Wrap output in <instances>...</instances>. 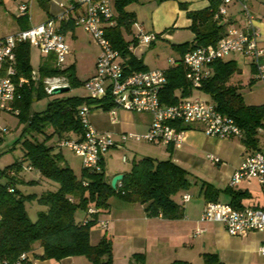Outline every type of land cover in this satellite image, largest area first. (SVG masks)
<instances>
[{
	"label": "trees",
	"instance_id": "1",
	"mask_svg": "<svg viewBox=\"0 0 264 264\" xmlns=\"http://www.w3.org/2000/svg\"><path fill=\"white\" fill-rule=\"evenodd\" d=\"M135 1L113 0L117 25L107 31L114 50L124 60L127 73L147 71L143 63L128 51L130 43L125 41L122 33L123 28L126 33H130L135 23L134 15L125 11ZM207 1V8L187 13L191 22L189 29L194 34L193 41L172 47L179 59L174 67L165 71L167 81L160 93V101L166 105L177 102L179 96L176 91L180 92V97L191 95V86L181 63L183 55L199 46L214 45L226 34L225 24L214 19L222 0ZM66 28L62 27V33ZM15 55L19 73L29 77L33 70L29 44L17 45ZM44 58L37 69V81L23 88L20 91L21 99L15 103L20 111L18 118L23 124L21 135L16 141L22 147V159L0 169V264H33L30 255L40 261L60 262L82 256L91 264H112L111 240L103 237L96 245L90 242V230L98 225V215L108 210L109 200L117 197L124 202L139 203L150 218L179 219L183 216V205L175 197L191 186L189 173L171 160L143 157L133 162L130 170L123 174L120 186L117 183L116 189L105 179L103 162L100 172H89L82 168L79 176L74 174L63 163L62 155L54 151L57 142L61 138L81 136L78 112L82 106L108 112L113 104L109 96L104 99L56 97L47 104L45 110L31 114L33 100L49 95L45 89L47 79L67 74V84L69 87L73 84V74L69 68L58 69L53 55ZM238 72L233 60L217 61L212 65V76L203 81L200 91L209 97L221 114L235 121L243 133L241 141L244 146L257 150L259 130L264 128V104L246 105L240 87L228 84ZM54 137L56 140H53ZM23 171H36L39 174V181L27 185L48 182V188L39 194L22 193L17 185H23L19 180ZM224 192L231 196L229 204L233 208H244L239 202L243 193L230 188ZM204 195L207 202H218L208 184L205 185ZM33 201L45 208L37 213L34 222L30 220L25 207L27 202ZM90 209L97 212L90 214ZM77 211L84 213L82 219L75 217ZM36 248L42 250L40 255L35 254ZM23 255L25 258L21 259ZM203 260L205 264H223L215 254H204ZM130 263L143 264V254L132 255ZM172 264L189 263L175 261Z\"/></svg>",
	"mask_w": 264,
	"mask_h": 264
},
{
	"label": "built area",
	"instance_id": "2",
	"mask_svg": "<svg viewBox=\"0 0 264 264\" xmlns=\"http://www.w3.org/2000/svg\"><path fill=\"white\" fill-rule=\"evenodd\" d=\"M250 1L222 0L214 19L221 23L227 15L228 7L237 4L245 19V29L230 28L214 45L196 47L181 58L191 92L200 91L203 81L212 75V65L215 62L225 61L237 54L250 59L256 71V79L264 82V62H262L264 48L259 44L260 32L257 19L249 7ZM27 11V4L18 6L20 15L25 16ZM75 13L76 15L73 16ZM70 21L88 33L99 48L95 71L83 82L89 97L111 98L113 107L108 111V116L112 123L117 122L118 110L151 116V123L144 136L123 133L120 135L121 143H115L110 135L103 137L93 128L89 121L90 109L82 106L78 112L82 127L81 136L61 138L56 148L60 150L66 148L81 157L84 169L89 172L102 171L101 164L106 153L111 148H123L122 144L129 140L179 148L185 131L194 124L201 125L203 133L208 137L221 140L242 139L243 133L235 121L221 114L212 102L205 101L201 97L179 96L173 105L162 103L160 93L167 81L165 70L153 69L130 73L125 71L124 60L119 52L114 50L107 37V31L117 25L113 0H77L73 4L62 6L61 14L55 19H49L0 38V115L10 113L18 116L19 110L15 103L21 99L20 91L38 79L37 70L34 69L29 77L19 73L16 65V46L29 44L44 56L53 55L56 67L62 69L70 49L65 42L60 23ZM160 37L161 34L147 32L139 25L138 33L134 34L128 51L132 52L137 47H148ZM176 62L177 60L173 58L168 60L170 67L175 66ZM64 81V78L47 79L45 81L47 94H51L55 88L68 86ZM210 159L214 162L219 161L212 156ZM122 162H126L125 156L122 157ZM243 181H256L264 187V149L245 156L234 171L230 186H236ZM118 186H120L119 182ZM190 197L183 195L182 201L187 202ZM96 212L94 209L89 210L90 214ZM200 222L220 223L229 235L245 236L251 232L264 231V208L235 209L229 203L209 201L205 204ZM98 225L106 229L107 221H98ZM203 231L202 228L196 229L194 236H199ZM258 251L264 256V245H261ZM24 258V255L21 256V259Z\"/></svg>",
	"mask_w": 264,
	"mask_h": 264
},
{
	"label": "crops",
	"instance_id": "3",
	"mask_svg": "<svg viewBox=\"0 0 264 264\" xmlns=\"http://www.w3.org/2000/svg\"><path fill=\"white\" fill-rule=\"evenodd\" d=\"M76 1L20 0L18 6L23 3L27 4V14L25 16L19 14L17 17L18 27L8 35L15 34L30 26H36L49 19H55L61 14L62 6H68ZM208 6L207 0H136L134 3L129 4L125 8V11L134 15V25L139 24L147 32L161 34L162 37L158 39L168 42L173 47L191 43L194 39V34L189 29L191 22L187 17V13L201 11ZM249 7L253 16L257 19V26L260 32V47L264 48V16L255 14V11L260 10V6L254 0L249 2ZM75 15L76 13L73 14V16ZM221 23L225 24V32L234 27L239 29H245L246 27L243 13L237 4H232L228 7L227 15ZM66 26L67 30L65 32H71L72 36H74L77 26L72 24V22L60 23L61 30L62 27ZM163 35L165 36L163 37ZM123 37L129 43L134 38L132 32L126 33V35L123 34ZM155 42L147 48H135L141 56L133 53L135 49L131 53L137 60L143 63L147 70L160 69L166 71L170 68L168 60L171 57L167 60H161L156 54L155 61H151V59L147 60L146 63L148 65L144 62L147 50L151 49L155 45ZM67 45L69 46L68 43ZM97 56L98 53L94 58L93 73ZM233 56L225 61L233 60L236 63ZM178 59L179 57L175 60ZM262 62H264V58H262ZM248 67L249 81L257 83L255 86L260 85L257 86L255 92L252 91L247 94V98L251 102H245L242 92L243 82L239 78V74H234L228 84L240 87V93L246 105H262L264 104V82L256 79V71L251 61H249ZM238 73H241V69H239ZM176 95L180 96V92L176 91ZM201 95L208 97L201 91H193L189 96L201 97ZM255 95L258 96L256 97ZM208 101L210 102V99ZM148 116L150 117L149 127L151 116ZM112 124L120 129V133L140 129L130 115V112L123 110L117 111V122ZM261 135H264V128L259 130L258 136ZM118 139V142L115 143L120 142V136ZM159 147L165 150L162 154V159L148 157L155 160H171L188 171L190 187L194 186L196 188L197 198H194L188 190L179 193L175 198L183 205V216L175 220H166L162 217H147L143 205L120 200L123 204L127 205L118 208L117 211L108 208L106 212L101 213L103 217H100L104 221H107V228H100L101 231L91 232V244L96 245L103 237L111 240L112 264H131L130 259L134 254H143V264L154 262L156 264H172L175 261L189 264H205L203 260L204 254H215L223 264H264V256H261L258 251L259 247L264 245V231L251 232L245 236H232L226 232L224 226L220 223L200 222L203 209L207 203V198L204 195L206 184L209 185L218 202H231V196L224 192L226 188H230L236 192L243 193L239 201L243 207H264V187H261L256 181H243L236 186H230L234 171L240 166L247 154L256 150L246 148L241 139L238 138L221 140L215 137H208L203 133L201 125L198 124L191 125L185 131L179 148L172 146ZM260 149H264V147H258L257 150ZM210 156L219 159V161H212ZM103 167L105 168L104 159ZM33 172H21L19 180L23 185L28 186L27 183L40 180L39 174L36 173L33 176ZM124 173L126 172L112 174V178L115 175H123ZM183 195H190L191 197L187 202H183ZM198 228H202L204 231L199 236H194V232ZM103 231L105 232L104 234L102 233ZM123 237L129 242L127 244L128 248L127 250L121 249L122 252L119 253L121 256H117L114 241L116 240L117 242L118 239ZM122 246L125 245L122 244ZM41 253L42 250L40 248L35 249L36 255H40ZM29 257L33 264H51V261L34 260L31 255ZM73 259L74 257L63 259L59 264H74Z\"/></svg>",
	"mask_w": 264,
	"mask_h": 264
},
{
	"label": "rangeland",
	"instance_id": "4",
	"mask_svg": "<svg viewBox=\"0 0 264 264\" xmlns=\"http://www.w3.org/2000/svg\"><path fill=\"white\" fill-rule=\"evenodd\" d=\"M19 1L16 0H0V38L4 36H8L18 27L17 17L18 13V4ZM254 2L260 6L259 11H255L256 15L264 16V0H254ZM139 24L132 25L131 32L134 34L138 33ZM130 32V33H131ZM122 33L126 35V29H122ZM165 35H163L164 37ZM64 38L66 42L70 46V53L65 61V64L62 68L70 69V73L73 74L72 82L68 92L59 94V95H47L41 98L34 99L30 105V113H39L46 109L47 104L50 103L54 98H69V97H79L86 98L89 97L87 91L83 86V82H85L93 73L94 69V58L95 55L99 54V48L94 42L93 38L86 34L82 28H77L75 30L74 36H72L71 32L66 31L64 33ZM147 48V47H145ZM134 54L140 55L138 50L133 51ZM156 54L159 56L161 60H167L168 58L177 59L179 57L178 53L172 49L171 45L168 42L161 41L158 39L155 42V45L151 47V49L147 50L146 58L144 60L145 64L147 60L155 61ZM45 56L42 55L35 47L30 48V62L34 70H37L39 64L45 60ZM233 58L236 61V65L239 69H241V73L239 74V78L242 79L243 88L242 92L245 98V102H251L248 99L247 94L249 92H255L257 85L255 86L254 82L249 81V58H245L240 55H234ZM151 66V65H149ZM95 71V70H94ZM59 78H64V82H68V75H60ZM55 82V81H53ZM255 86V87H254ZM251 95V94H250ZM256 96V95H255ZM258 96V95H257ZM256 96V97H257ZM202 99L205 101L209 100V97L202 96ZM20 112V111H19ZM133 117V120L136 122L137 126L140 127L139 130L127 131V134H133L137 136H144L148 130V124L150 121V117L146 114L139 113H130ZM89 121L94 129L101 134L103 137L106 135H110L114 142H118V138L121 134L120 129L113 125L109 120L108 112H105L100 109L90 110ZM23 130V124L20 123V119L18 116H15L10 113H2L0 115V169L13 164L14 162L20 160L22 157L23 151L20 143H16L17 139L20 137L21 132ZM6 132V133H5ZM119 132V133H118ZM118 136V137H117ZM53 140H56L54 137ZM116 140V141H115ZM121 143V141L119 142ZM123 148L115 149L111 148L106 155L104 156V165H105V179L108 182L112 180V174L127 172L130 170L133 162L143 158V157H154L158 159H162V154L165 150L162 147L155 146L145 141L136 142L133 140H129L122 144ZM258 147H264V135L258 136ZM55 152H59L62 155L63 163L72 169L74 174L77 176L80 175L81 170L83 168V160L81 157L75 155L70 150L63 148H54ZM126 157V162H122V157ZM22 159V158H21ZM32 172V171H31ZM38 174V172H33L32 175ZM23 175V174H22ZM21 175V176H22ZM28 176V175H27ZM29 177V176H28ZM27 177V178H28ZM30 178V177H29ZM28 178V179H29ZM32 178V176H31ZM48 182H43L40 184L33 185H21L18 184V189L22 191L24 194L36 193L39 194L41 190L48 188ZM47 185V186H46ZM53 187H57L55 184H51ZM50 185V188H51ZM188 192L192 194L194 198H197V190L196 188L189 187ZM127 204H123L117 197H112L109 200V208L110 210L117 211L118 208L125 206ZM27 214L32 222L36 220L37 213L39 211L45 210L44 207L40 206L37 202H27L25 204ZM102 214L98 215V221H102L103 219L100 217ZM77 219H82L84 217V213L82 211H77L75 214ZM103 217V216H102ZM100 226L96 225L91 228L90 233L93 231H101ZM105 233L104 231L102 232ZM115 243V253L117 256L122 252L121 249L127 250V244L129 243L126 238H120L114 241ZM124 244L125 246H122ZM74 264H91L86 258L82 256L74 257ZM51 264H59V262H51ZM127 264V263H126ZM149 264H156L149 263ZM200 264V263H197Z\"/></svg>",
	"mask_w": 264,
	"mask_h": 264
},
{
	"label": "water",
	"instance_id": "5",
	"mask_svg": "<svg viewBox=\"0 0 264 264\" xmlns=\"http://www.w3.org/2000/svg\"><path fill=\"white\" fill-rule=\"evenodd\" d=\"M69 87L68 86H64V87H58L52 90L50 95H59V94H63L69 91ZM123 179V175L119 174V175H115L112 180H111V187L113 189H116V185L118 182H120Z\"/></svg>",
	"mask_w": 264,
	"mask_h": 264
}]
</instances>
